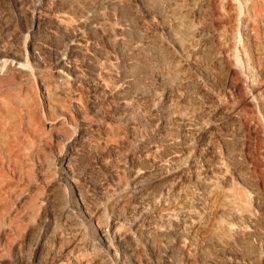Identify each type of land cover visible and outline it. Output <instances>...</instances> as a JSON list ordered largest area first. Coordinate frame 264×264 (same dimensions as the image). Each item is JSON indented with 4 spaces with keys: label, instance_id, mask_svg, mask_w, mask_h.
Returning <instances> with one entry per match:
<instances>
[{
    "label": "bare ground",
    "instance_id": "1",
    "mask_svg": "<svg viewBox=\"0 0 264 264\" xmlns=\"http://www.w3.org/2000/svg\"><path fill=\"white\" fill-rule=\"evenodd\" d=\"M262 124L264 0H0V264H264Z\"/></svg>",
    "mask_w": 264,
    "mask_h": 264
},
{
    "label": "rangeland",
    "instance_id": "2",
    "mask_svg": "<svg viewBox=\"0 0 264 264\" xmlns=\"http://www.w3.org/2000/svg\"><path fill=\"white\" fill-rule=\"evenodd\" d=\"M249 1H251V0H249ZM256 2H257V0H256ZM250 3H251V2H250ZM215 4H216V2L213 4V9H214V11L216 12V13L214 12V14L217 15V16L220 15V17L222 18V17L225 16L227 13H225L226 11H225L223 8H222V11L217 10V9L220 8L221 6H219V4L217 3V5H218V7H217ZM215 7H217V9H216ZM220 10H221V9H220ZM223 10H224V11H223ZM220 12H221V13L224 12L225 15H222L223 13L221 14ZM251 14H252V11H251ZM221 15H222V16H221ZM224 18H225V20L227 19L226 16H225ZM224 18H223V19H224ZM236 21H237V20H236ZM238 21H239V20H238ZM238 21L236 22V24H240V23H238ZM234 30H235V29H234ZM239 43H240V42H239ZM14 64H15V63L13 62V63H12V66H13ZM16 66L19 67V68H20V67H21V68L23 67V66H21V65H19V64L16 65ZM22 69H27V67L22 68ZM252 123H253V122H252ZM250 124H251V123H250ZM252 125H253V124H251L250 126H252ZM263 125H264V124H262V126H263ZM253 128H254V125H253ZM253 128L251 127V129H250V133H251V134L249 133L250 135L246 138V141H247V143L249 144V146H248V148H250L249 150H251L255 155H257L258 152H259V150L257 151L256 149H258L259 146L264 145V141H263L264 138H262V137L260 136L259 132H254V131H258V129H257L256 127H255L256 129L252 130ZM263 129H264V126H263ZM257 135H259L260 137L257 136ZM259 138H260V139H259ZM259 141H261V143H262V141H263V143L261 144V143H259ZM248 144H247V145H248ZM259 144H261V145H259ZM258 145H259V146H258ZM256 146H257L258 148H257ZM253 149H254V150H253ZM256 153H257V154H256ZM58 163L60 164V162H58ZM262 166L264 167V165H262ZM263 167H262V168H263Z\"/></svg>",
    "mask_w": 264,
    "mask_h": 264
}]
</instances>
